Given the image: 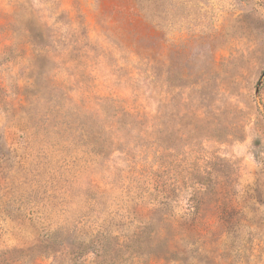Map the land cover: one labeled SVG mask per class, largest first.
<instances>
[{
	"label": "rangeland",
	"instance_id": "374dc122",
	"mask_svg": "<svg viewBox=\"0 0 264 264\" xmlns=\"http://www.w3.org/2000/svg\"><path fill=\"white\" fill-rule=\"evenodd\" d=\"M0 264H264V0H0Z\"/></svg>",
	"mask_w": 264,
	"mask_h": 264
}]
</instances>
